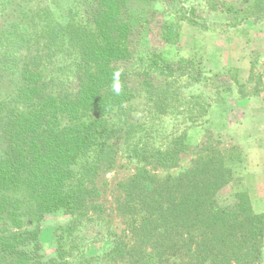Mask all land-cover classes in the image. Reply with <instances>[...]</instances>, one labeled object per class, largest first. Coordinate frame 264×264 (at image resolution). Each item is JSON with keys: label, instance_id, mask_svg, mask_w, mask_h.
<instances>
[{"label": "trees", "instance_id": "trees-1", "mask_svg": "<svg viewBox=\"0 0 264 264\" xmlns=\"http://www.w3.org/2000/svg\"><path fill=\"white\" fill-rule=\"evenodd\" d=\"M130 1L92 0L85 19L93 30L60 27L65 74L52 69L46 90L38 68L44 55L36 54L18 68L20 83L13 96L0 100V125L9 138L0 159V191L25 181L40 212L61 211L70 218L65 231L71 236L89 218V208L98 207L92 202L98 196L93 180L98 170L113 164L111 139H123L129 156L168 168L177 164L191 130L207 127L214 117L226 128L241 113L245 93L236 75L226 80L221 72L205 71L200 57L174 58L165 50L179 33L166 18L150 30L158 48L147 52V61L142 58L144 66L131 68L136 67L130 65L133 24L144 22L133 19ZM210 2L202 11L182 2L174 17L213 32L264 23V0H253L251 15L237 14L229 0ZM162 79L180 84L188 95L180 103H167ZM135 88L144 92L154 114L173 105L174 120L158 143L143 133L139 115L127 104ZM8 102L11 109H6ZM20 103L27 110L14 106ZM201 150L205 154L175 178L161 180L139 169L124 185L120 205L129 217V240H115L100 255H87V264H167L170 258L174 264L258 263L264 212L254 211L244 180L232 172L239 153H223L210 143ZM225 189H230L226 201ZM58 255L54 264H73Z\"/></svg>", "mask_w": 264, "mask_h": 264}, {"label": "rangeland", "instance_id": "rangeland-1", "mask_svg": "<svg viewBox=\"0 0 264 264\" xmlns=\"http://www.w3.org/2000/svg\"><path fill=\"white\" fill-rule=\"evenodd\" d=\"M91 1L0 0V100L13 96L20 83L18 68L24 61L32 60L36 54L44 55L38 68L46 82V90L47 87H51L47 82L52 76V69H56L55 74H65L68 68L61 62L63 53L58 49L62 43L60 27L73 24L93 30L85 19V6ZM182 2L194 4L196 10L202 11L210 0L129 2V10L135 16L133 19L144 22L142 25L133 24L135 33L131 42L130 65L134 64L136 67L131 68L135 70L144 66L147 52L158 48L155 43L157 38L150 30L159 20L166 18L169 23L177 26L179 32L175 43L164 45L171 57H200L205 71L221 72L227 77L226 80H229L231 74L237 76L245 93L244 99L239 102L241 107L239 120L224 128L221 127L218 118L214 117L211 120L213 122L208 123L207 127L191 130L183 151L179 153L177 164L168 168L159 167L151 160H139L129 156L123 139H111L113 164L110 168L98 170L93 180L98 196L92 202L98 204V207L89 208V218L83 219L74 236L65 231L70 218L63 212L39 211L34 195L25 181L15 188L0 191V264H54L56 260L61 259L58 251L73 264H87L89 262L87 255H100L115 240L121 238L129 240V217L121 210L120 205L124 200V185L139 169H146L161 180L175 178L188 170L200 154H205L201 149L208 143L215 146V149L224 151L223 153L231 155L239 153V161L231 165L232 172H237L246 162L248 151L244 142L250 139V127H255V122L247 119L246 115L252 112V117L264 116L263 110L254 113L253 109H247L248 98L257 95L259 87L263 86L260 72L264 70V47L259 51L260 62L253 63L251 74L245 80L235 65L240 62L244 38L256 35L258 30L254 28L264 23L245 25L233 32L203 30L184 20L175 19L174 12L181 7ZM229 2L238 10L237 14L251 15L255 10L253 0ZM210 6H213L212 2ZM215 6H218V3ZM215 14L218 17H226L223 13ZM162 87V90L167 92L169 104H173L174 99L180 103L182 98L188 95L184 88L174 81L162 79ZM194 90L198 92V89ZM133 95L127 104L139 115L143 133H150L152 139L158 143L159 137L169 129L174 120L170 113L174 111L173 105L166 107L164 113L154 114V109L150 107L151 103L147 104L141 89L135 88ZM9 105L13 106V103L5 104L6 109L10 108ZM25 105L27 104L20 103L14 106L24 110ZM8 144L9 138L0 125V159L5 155ZM84 159L85 156H82L80 164L74 167L76 174L79 173ZM229 192L230 189L222 191L221 195L225 201ZM167 264H174L172 258Z\"/></svg>", "mask_w": 264, "mask_h": 264}, {"label": "crops", "instance_id": "crops-1", "mask_svg": "<svg viewBox=\"0 0 264 264\" xmlns=\"http://www.w3.org/2000/svg\"><path fill=\"white\" fill-rule=\"evenodd\" d=\"M258 33L247 36L242 41L243 50L240 52V62L236 63L238 72L243 80L251 74L253 63L260 62L261 52L264 47V24L256 26ZM261 84L258 93L247 100V109L255 112L264 111V70H261ZM263 113V112H262ZM253 113H247V119L255 122V127H250V134L246 146V162L237 171L236 176L242 177L252 208L256 212H264V116L252 117ZM264 115V114H262ZM253 150V152H252ZM262 256L257 264H264V240L262 244Z\"/></svg>", "mask_w": 264, "mask_h": 264}, {"label": "clouds", "instance_id": "clouds-1", "mask_svg": "<svg viewBox=\"0 0 264 264\" xmlns=\"http://www.w3.org/2000/svg\"><path fill=\"white\" fill-rule=\"evenodd\" d=\"M115 91H116L117 93H119V91H120V87H119L118 84L115 86Z\"/></svg>", "mask_w": 264, "mask_h": 264}]
</instances>
